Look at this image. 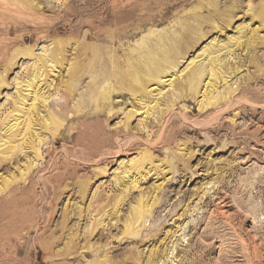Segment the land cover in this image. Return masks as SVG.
I'll return each mask as SVG.
<instances>
[{"label":"rangeland","instance_id":"374dc122","mask_svg":"<svg viewBox=\"0 0 264 264\" xmlns=\"http://www.w3.org/2000/svg\"><path fill=\"white\" fill-rule=\"evenodd\" d=\"M0 264H264V0H0Z\"/></svg>","mask_w":264,"mask_h":264},{"label":"bare ground","instance_id":"6f19581e","mask_svg":"<svg viewBox=\"0 0 264 264\" xmlns=\"http://www.w3.org/2000/svg\"><path fill=\"white\" fill-rule=\"evenodd\" d=\"M209 60H211V58H210ZM210 72H211V71H210ZM210 72H209V73H210ZM211 73H212V72H211ZM210 75H211V74H210ZM35 94H36V92H35ZM44 97H45V96H44ZM45 98H47V97H45ZM48 98H49V97H48ZM44 101H45V100H44ZM21 103H22V102H21ZM29 121H30V120H29ZM31 121H32V120H31ZM27 123H28V122H27ZM30 123H31V122L28 123V126H29ZM28 126H27V127H28ZM29 127H30V126H29ZM26 129L28 130V128H25V130H26ZM29 129H30V128H29Z\"/></svg>","mask_w":264,"mask_h":264}]
</instances>
